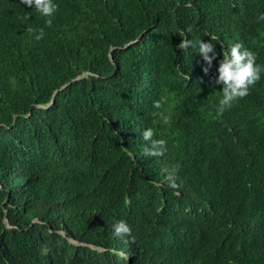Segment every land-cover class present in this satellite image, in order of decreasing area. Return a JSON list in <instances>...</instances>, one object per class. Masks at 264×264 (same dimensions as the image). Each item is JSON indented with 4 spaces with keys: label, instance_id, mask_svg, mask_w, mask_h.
Returning <instances> with one entry per match:
<instances>
[{
    "label": "trees",
    "instance_id": "trees-1",
    "mask_svg": "<svg viewBox=\"0 0 264 264\" xmlns=\"http://www.w3.org/2000/svg\"><path fill=\"white\" fill-rule=\"evenodd\" d=\"M56 2L0 0V264H264V73L220 116L213 80L236 41L264 64V0Z\"/></svg>",
    "mask_w": 264,
    "mask_h": 264
},
{
    "label": "clouds",
    "instance_id": "clouds-1",
    "mask_svg": "<svg viewBox=\"0 0 264 264\" xmlns=\"http://www.w3.org/2000/svg\"><path fill=\"white\" fill-rule=\"evenodd\" d=\"M25 3L47 17L46 23H53V15L59 7L56 0H25ZM260 19H264L261 14ZM35 31V29H31ZM191 31V29H189ZM45 35L44 29L41 28L36 35L40 39ZM215 37L208 40L203 38L194 40L183 36L177 47L187 50L190 46L196 47L202 54L204 61V71L210 72L213 63L219 53L216 51V44L213 42ZM264 73V64L257 63V54L249 47H246L243 41L230 43L227 50L223 49V55L219 60L217 75L213 77L215 84L222 85V95L217 106V116L223 114L226 108L231 107L233 102L240 97L246 96L250 91V85L260 80ZM167 101V96H162L154 101L157 109H161ZM159 115L163 118L164 123L171 120L169 114L161 111ZM143 138L150 141V145L144 148L145 153L149 155H162L166 150L167 140L164 137H157L156 129L147 127L143 130ZM175 184V180H172ZM116 235L130 234L133 229L126 219L118 220L114 225Z\"/></svg>",
    "mask_w": 264,
    "mask_h": 264
}]
</instances>
